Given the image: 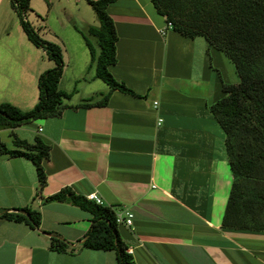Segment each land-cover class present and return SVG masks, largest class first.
Listing matches in <instances>:
<instances>
[{
  "label": "crops",
  "instance_id": "0c3cea01",
  "mask_svg": "<svg viewBox=\"0 0 264 264\" xmlns=\"http://www.w3.org/2000/svg\"><path fill=\"white\" fill-rule=\"evenodd\" d=\"M58 1L70 8V0ZM107 12L117 34L116 63L108 71L134 95L111 92L84 58L91 82L83 89V78H74L67 89L62 73L59 89L70 98L61 116L0 126V142L9 150H16V138L49 147L39 195L34 164L0 155V211L30 208L41 218L38 229L0 218V264H117L115 251L83 247L88 212L45 201L64 188L83 198L95 193L115 213H132V228L118 232L134 264H264V233L221 226L232 177L210 107L223 85L239 83L234 65L202 37L188 39L173 29L160 34L167 22L151 0H112ZM18 25L10 1L0 0V105L25 112L38 102V77L54 63L24 42ZM107 95L105 106H81ZM52 236L72 250H50Z\"/></svg>",
  "mask_w": 264,
  "mask_h": 264
},
{
  "label": "trees",
  "instance_id": "16d2710c",
  "mask_svg": "<svg viewBox=\"0 0 264 264\" xmlns=\"http://www.w3.org/2000/svg\"><path fill=\"white\" fill-rule=\"evenodd\" d=\"M93 10L99 28L90 29L97 39V50L84 33L81 36L95 63V77L108 85L110 91L134 95L118 83L108 71L116 63L117 34L107 8L112 0H84ZM48 7L49 0H45ZM30 0H11L19 24L32 45L42 49L54 67L37 80L38 102L29 111H21L11 104L0 105V126L16 128L38 119L61 116L69 95L59 89L63 73V50L52 42L42 40L23 18ZM156 12L171 22L173 30L182 37L204 38L208 45L222 51L234 65L239 83L223 85V96L210 112L224 134L227 161L232 182L222 228L229 231L264 233V0H151ZM78 31V30H77ZM95 31V33H94ZM79 32V31H78ZM102 102L83 107L105 106ZM16 150H9L0 142V155L24 157L30 160L37 175V194L46 185L43 161L49 157V147L40 139L33 145L14 140ZM47 202H68L91 215L90 228L83 247L95 251H115L117 264H134L120 239L116 213L112 208L95 204L64 188L45 199ZM0 218L26 222L38 229L40 213L30 208L18 213L0 211ZM69 246L52 236L50 250L65 253Z\"/></svg>",
  "mask_w": 264,
  "mask_h": 264
},
{
  "label": "rangeland",
  "instance_id": "374dc122",
  "mask_svg": "<svg viewBox=\"0 0 264 264\" xmlns=\"http://www.w3.org/2000/svg\"><path fill=\"white\" fill-rule=\"evenodd\" d=\"M8 1H10V7L13 9L11 5V0ZM50 2L51 6L48 7L45 0H30L29 10L24 14L23 18L29 23L33 31L42 40L55 43L64 50V87H66L67 89H71L75 84L72 83V85H70L71 80H73L74 82V78L79 77L81 79L83 78V80L78 82V86L85 89L86 82L89 83L91 81L88 78L89 67H86L85 69H82V67L83 65L86 66L87 64L84 62V58H87L88 61L90 60V63L92 62V55L90 53V50L86 47L85 43L83 42L84 40L80 32L84 33V35L89 40L90 44L95 48L97 53V39L91 34L90 29H98L100 27L99 23L97 22L96 18L94 22L92 21L93 19L88 22L91 19L90 15H88V12L93 14V16L95 14L84 0L78 2L79 4L76 2V0H70V8L67 9L63 8V3L59 2L58 0H49V3ZM86 23L91 24L89 25L88 29H84ZM18 26L20 28L18 29L20 30L19 33L21 34V38L24 40V42H30L26 39V35L23 32L21 26ZM11 33L12 36H16L15 33H17V36L19 38V33L16 32L15 28L11 29ZM92 65H95L94 61L92 62ZM97 80L106 85L104 81L100 79ZM81 94L82 90H80V94H74V98L81 96Z\"/></svg>",
  "mask_w": 264,
  "mask_h": 264
},
{
  "label": "built area",
  "instance_id": "2783aa9c",
  "mask_svg": "<svg viewBox=\"0 0 264 264\" xmlns=\"http://www.w3.org/2000/svg\"><path fill=\"white\" fill-rule=\"evenodd\" d=\"M172 29H173L172 23L167 22L166 26L162 30H160V34L164 35V34H166V32L168 30H172ZM38 131L41 132V129H39ZM86 199L88 201L94 202L95 204L103 205L102 201L96 196L95 193L87 195ZM115 216H116V224L118 226H122V227H125L128 229L132 228V226H133V215L130 211L123 210V211L116 213ZM125 252L130 256L133 254L132 249H128Z\"/></svg>",
  "mask_w": 264,
  "mask_h": 264
}]
</instances>
